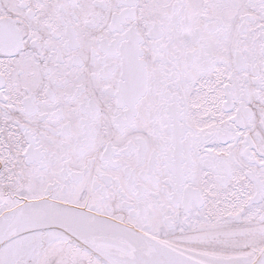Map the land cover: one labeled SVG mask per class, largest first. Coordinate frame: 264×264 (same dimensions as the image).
Returning a JSON list of instances; mask_svg holds the SVG:
<instances>
[{
    "label": "snow or ice",
    "instance_id": "snow-or-ice-1",
    "mask_svg": "<svg viewBox=\"0 0 264 264\" xmlns=\"http://www.w3.org/2000/svg\"><path fill=\"white\" fill-rule=\"evenodd\" d=\"M0 264H264V0H0Z\"/></svg>",
    "mask_w": 264,
    "mask_h": 264
}]
</instances>
